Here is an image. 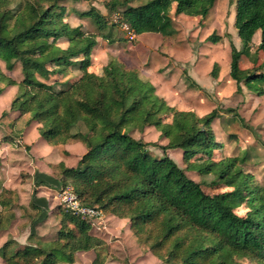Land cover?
Wrapping results in <instances>:
<instances>
[{
  "label": "trees",
  "instance_id": "16d2710c",
  "mask_svg": "<svg viewBox=\"0 0 264 264\" xmlns=\"http://www.w3.org/2000/svg\"><path fill=\"white\" fill-rule=\"evenodd\" d=\"M65 1L20 0L11 8L8 0H0V61L7 70L19 64L22 75L15 80L0 68V93L4 86L17 87L10 109L20 115L29 113L40 123L38 130L48 144L78 139L85 146L74 166L50 165L59 181H70L82 205L127 218L137 242L165 264H240V258L264 264V184L253 185L242 172L237 162L244 157H213L221 146L214 121L245 125L244 118L230 107H215L201 116L194 110H175L155 93L151 82L118 59L104 65L102 74L88 70L98 37L109 43L125 37L117 36L114 24L95 7L78 13L91 19L95 31L83 24L71 26L65 18ZM129 1L110 0L107 9L120 14L136 35L171 36L176 33L172 9L174 15L199 16L204 21L216 0H147L138 5ZM233 2V25L241 45L237 48L229 40V75L237 90L243 83L261 95L264 71L241 68L240 60L251 55L256 31L260 40L253 48L254 59L264 52V0ZM206 39L217 43L221 36L212 32ZM217 67L214 62L212 76ZM73 70L80 74L67 76ZM50 75L66 76L64 86L55 89L45 82ZM169 114L170 121H165ZM79 121L85 131H73ZM148 126L167 140L160 148L182 152L187 170L196 171L200 181L190 178L166 153L153 155L148 146L155 143L131 135L132 130L142 132ZM208 175L211 184L231 188L207 193L202 182ZM12 197H17L13 189L0 188L1 229L14 218ZM245 201L251 207L244 215L236 213ZM90 230L88 217L67 211L55 243L12 250L6 241L0 256L5 264H71L75 252L104 244ZM90 264H103L102 258L96 255Z\"/></svg>",
  "mask_w": 264,
  "mask_h": 264
},
{
  "label": "rangeland",
  "instance_id": "374dc122",
  "mask_svg": "<svg viewBox=\"0 0 264 264\" xmlns=\"http://www.w3.org/2000/svg\"><path fill=\"white\" fill-rule=\"evenodd\" d=\"M11 8L15 7L20 0H8ZM110 0H66L65 6L67 14L66 20L70 24L74 22V17L80 19L79 12L88 11L91 7L97 8L103 13L110 23L114 24L113 30L117 36L125 37L118 40L115 45H120L117 50L111 47L100 48L98 54L92 55L91 65L88 70L102 74L103 66L110 60L119 57L125 67H133L138 75L151 82L155 87V93L162 97L166 103L175 110H194L199 116L209 112L215 107L235 108L237 112L244 118L245 125L237 121L224 125L219 120H215L213 127L221 146L215 151L213 156L215 159L225 157H244L243 162H237L238 166L244 174L250 176V182L253 185L264 184V94L258 95L248 89L246 85L241 83V89L237 90L236 83L229 75V40L233 42V27L230 21L231 14L234 11V0H216L211 13L208 15L206 25L204 21H200L199 16H190L186 14L174 15L171 10L172 19L176 29V33L171 36H163L160 33L146 32L140 35L130 37V32L123 30L116 20V12L107 9V2ZM147 0H130L129 4L138 5ZM118 9H121L119 7ZM219 11V13L217 12ZM216 15H220L217 17ZM206 19V18H205ZM85 27L90 31H95L96 27L91 19L84 18ZM205 25V26H204ZM215 32L221 36V40L212 43L206 37ZM230 32H233L231 34ZM229 37H228V36ZM257 37V36H256ZM253 36L254 42L256 41ZM254 42L252 45L254 46ZM109 43V42H107ZM234 43V42H233ZM240 48V41L234 43ZM252 47V46H250ZM251 48V55H242L240 60L241 68H247L253 72L264 71V52L259 51L257 58L254 59L255 53ZM214 62L218 67L216 76L210 73ZM0 68L3 74L20 80L22 75L19 64L13 70H7L2 61ZM94 68V69H93ZM228 68V69H227ZM94 70V71H93ZM80 74L78 70L71 71V78ZM66 76L50 75L44 81L53 84L55 89L64 86L62 82L66 80ZM71 82V81H70ZM0 86L3 83L0 82ZM264 87V86H263ZM14 93L12 99H7V94L3 92L0 95V120L4 122L11 118L8 114L13 111L9 105L16 96ZM23 116L29 121L32 120L29 113ZM171 114L164 116L165 121H170ZM35 121V120H32ZM37 122V121H35ZM38 123V122H37ZM41 124L39 123V126ZM85 131V125L79 121L73 131ZM131 135L134 138L142 139L146 142L155 143L149 145L148 149L153 155L162 156L169 155L178 166L186 169V174L200 181V177L196 171L187 170V162L183 160L182 152L179 149L163 150L160 145H164L167 140L160 136L154 126L145 127L142 132L132 130ZM17 131L12 133V138L17 137ZM13 147H23L22 143L14 141L8 142ZM24 149V148H23ZM27 150L23 151V156L19 155L15 158L16 164L19 163V178L23 187L20 192H16V198L12 197L15 206L10 209L14 218L7 221V226L0 228V247L6 242L9 247L14 250L24 246H37L42 243H55L57 232L60 228V221L67 211H72L66 207L62 201L61 195L64 191L74 192L68 179L59 181L57 174L53 173L59 183L58 187L52 188L55 192L54 204L49 208L52 215L49 218L46 210L37 203L36 190L34 185H40L43 180L42 174L34 172L32 179V167L29 170L25 167V158H31ZM28 166V164H26ZM212 175L202 182L203 189L207 193H216L229 190L231 187L225 186L224 183L217 185L211 184ZM40 180V181H39ZM43 185V190H49L53 182ZM51 184V185H50ZM51 188V187H50ZM75 193V192H74ZM76 194V193H75ZM34 198V199H33ZM33 203L38 208L30 206ZM251 207L246 201L235 209L236 213L244 215ZM91 222L90 232L100 237L104 244L96 249L87 252H75L72 264H90L98 255L102 258L103 264H165L143 244L137 242L135 235L130 229V222L127 218H120L111 214H104L100 211L97 217L89 218ZM5 223V219H4ZM42 256L38 257L41 261ZM58 259L66 261L65 257L58 255ZM240 264H257L256 261L247 258H240ZM0 264H5L4 259L0 256Z\"/></svg>",
  "mask_w": 264,
  "mask_h": 264
},
{
  "label": "crops",
  "instance_id": "0c3cea01",
  "mask_svg": "<svg viewBox=\"0 0 264 264\" xmlns=\"http://www.w3.org/2000/svg\"><path fill=\"white\" fill-rule=\"evenodd\" d=\"M212 8L213 7H211V9L209 10L208 15L211 13ZM217 12L219 13V11ZM208 15L203 22L205 23V25L207 22ZM234 15H235V3H234V11L231 14L230 21L234 31L233 42L237 43V40L240 41V39L237 36L236 29L233 25ZM216 16L219 17L220 15H216ZM83 19L84 17H80V19L74 17L73 19L74 22L72 24H70L68 20L67 22L71 26H77L79 24H83L85 26ZM230 33L233 34V32ZM254 35L255 37L256 36L257 37L255 42L254 39L252 38V43L254 42V46H256L260 40L259 31H256ZM106 46L111 47L113 50H117L116 48L120 47V45H115V43H107V41L98 37L97 44L91 50L90 53L91 60H92V55L98 54L100 52V48L103 49L106 48ZM251 46L254 47L252 44ZM115 58L123 63V61L119 57H115ZM129 68H133V67L129 66ZM16 91H17V87L15 85L4 86L0 95L3 92H5V94H7V99L10 100L12 99L11 97L14 96V93ZM8 114L10 115L11 118H8L7 122L6 121L1 122L0 120V188L5 187L9 189H17L18 192H20V187H23L24 183H21V181L18 180V178L20 177L18 174L19 163L16 164V161H20V160H15V158L18 155L22 157L23 151L25 152L28 148L27 152L30 153L31 158L29 160L28 158L27 159L25 158L23 161H25L24 162L25 167L28 170L29 167L33 168L32 179L34 172H37L39 174L38 176L42 174L41 178L38 179L43 180V182L40 183V185H34L35 189L39 190L35 195L37 197L36 199L37 203L39 204L41 203V206H44L43 208L46 210L45 213L46 215L48 214L47 218L50 219L52 215L49 212V208L52 207V205L54 204L55 201L54 197H56L55 192L53 191L59 185L56 177L53 175V170L51 169L50 165L63 162L66 166L69 167L74 166L78 158L85 152V146L78 139H73L65 143H60L56 145H50L41 137L40 132L38 130L39 123L32 120L29 121L27 118H25V116L20 115L18 111H13L12 113L9 112ZM14 131H17L18 136L13 139L12 133ZM13 140L22 143L23 147L15 148L13 146L16 144L13 143L12 146H10L8 142H13ZM26 164H28V166ZM48 180L53 182V185L50 184L51 188L46 186L49 190H43L41 187L43 185L45 186L46 184H49ZM52 188L55 189L52 190Z\"/></svg>",
  "mask_w": 264,
  "mask_h": 264
},
{
  "label": "built area",
  "instance_id": "2783aa9c",
  "mask_svg": "<svg viewBox=\"0 0 264 264\" xmlns=\"http://www.w3.org/2000/svg\"><path fill=\"white\" fill-rule=\"evenodd\" d=\"M116 16V20L114 19L113 21L117 22L123 30L130 32V37L133 38L136 34L132 32L129 25L121 19L120 14L116 13ZM61 199L65 202L66 207H68L72 213L80 214L88 218H94L100 214V210L97 208L82 205L74 192L64 191L61 195Z\"/></svg>",
  "mask_w": 264,
  "mask_h": 264
}]
</instances>
